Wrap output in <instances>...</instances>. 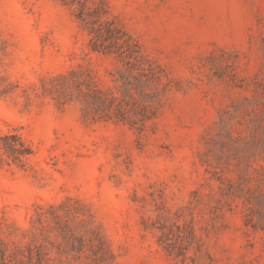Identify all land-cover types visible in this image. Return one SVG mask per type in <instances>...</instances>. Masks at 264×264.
I'll use <instances>...</instances> for the list:
<instances>
[{
  "label": "rangeland",
  "instance_id": "374dc122",
  "mask_svg": "<svg viewBox=\"0 0 264 264\" xmlns=\"http://www.w3.org/2000/svg\"><path fill=\"white\" fill-rule=\"evenodd\" d=\"M66 1L0 0V264H264V0ZM78 1L160 77L143 126L62 93L72 72L110 93L123 66Z\"/></svg>",
  "mask_w": 264,
  "mask_h": 264
},
{
  "label": "trees",
  "instance_id": "16d2710c",
  "mask_svg": "<svg viewBox=\"0 0 264 264\" xmlns=\"http://www.w3.org/2000/svg\"><path fill=\"white\" fill-rule=\"evenodd\" d=\"M62 1L67 3L66 0ZM78 3L77 18L89 33L91 51L114 56L123 66L111 74L114 88L110 93L95 86H85V82L75 79L76 72L60 77L65 83L60 86L62 93L79 91V102L86 116L128 122L137 127L140 123L143 126L155 117L153 105L161 97V89L157 85L160 77L153 64L142 54L139 44L115 19L109 17L105 4L94 2L93 6H88L86 1ZM55 89L59 91V86H55ZM131 115L135 120L131 119ZM13 139V144L5 146L7 153L18 160L31 154V150L18 137L14 136Z\"/></svg>",
  "mask_w": 264,
  "mask_h": 264
}]
</instances>
